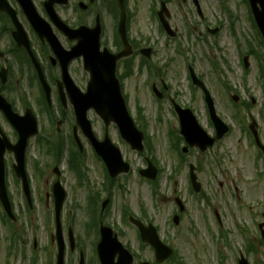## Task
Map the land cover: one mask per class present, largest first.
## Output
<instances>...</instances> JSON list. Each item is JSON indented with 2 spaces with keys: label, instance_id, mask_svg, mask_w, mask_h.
Segmentation results:
<instances>
[{
  "label": "rangeland",
  "instance_id": "374dc122",
  "mask_svg": "<svg viewBox=\"0 0 264 264\" xmlns=\"http://www.w3.org/2000/svg\"><path fill=\"white\" fill-rule=\"evenodd\" d=\"M32 1L35 7H42L45 0ZM135 1L129 0V6L133 7L132 2ZM201 1L205 7L218 10L222 5L217 0ZM8 2L12 7H18L12 0ZM99 3L101 8L107 7L102 5L104 0H99ZM149 5L148 0L139 1L138 16L132 20L130 33L135 36L138 32L143 37L145 46L154 49V55L147 60L151 72L135 71L130 79L123 81L122 92L127 98V107L133 120L139 121L137 124L142 126V131L148 138L147 143L152 149V154H149L147 148L140 154L132 151L111 125L108 129L109 137L120 150L123 160L129 164L130 172L128 175H120L110 183L105 179L102 163L96 159L90 146L79 134L84 149L79 157L78 168L82 178L81 181L78 180L70 170L71 164L66 163L67 152H75L69 145V127L74 124L71 108L68 106L65 111H60L59 103L54 97L52 107L56 123L62 120L63 112L67 115V122L61 123L57 133L59 138L64 140L67 149L57 163V160L46 152V148H39L35 140L28 142L25 168L31 206L27 205L20 181L12 171L13 155H4L6 187L15 220L10 222V227L6 226L3 222L5 215L0 206V264H30L33 259L36 264H55L56 245L51 242L54 235L51 196V187L56 181L52 172L54 167L59 169L60 184L66 193L61 212L63 239L66 245L65 264L78 262V251L69 252L67 248L68 227L71 228L77 246L84 254L85 263L99 264L95 253L99 242V222L109 227L117 235L118 241L129 248L134 257L133 264L143 261L153 264V251L142 245L136 229L128 222L129 216L141 217L145 219L144 222H151L163 243L175 250V259L165 264H237L239 253L245 256L249 264H264V243L261 244L257 230V225L264 222V163L254 161L256 154L249 139L239 135L237 123L231 119L234 104L226 99L220 90L210 59L218 64L219 76L223 82L228 83L245 101L249 96L254 99V106L247 111H241L239 115L244 122L248 115L258 119L261 139L264 141V85L258 76L259 61H250L248 69L243 70L242 64L238 63L233 42L224 35L215 40L221 52L214 50L212 39H209L208 43L200 44L193 39H181L178 43L167 44L158 33L156 24L148 20ZM225 5L247 7L239 0H227ZM68 7L64 11L61 8L56 10L68 24L73 25L75 20L83 18V15L75 13L74 0L70 1ZM214 8L213 14L218 13ZM105 23L104 40L108 43L112 41L113 23L107 16ZM238 32L244 38L249 37L247 25L239 26ZM250 41L252 43V39ZM239 42L242 44L243 40L240 39ZM256 47L259 55L263 56L264 47ZM9 48L10 38L4 36L0 41V53L6 55L5 51ZM178 48L183 52L184 48H187L188 56L178 55ZM36 49L39 50L37 44ZM6 63L12 70V75H15L10 85L14 84L16 79L21 80L18 93H21L22 97L25 95L26 102L37 114L41 129L38 136L43 135L44 138L55 141L54 127L48 117L40 111L38 89L30 88L26 79L18 75V72L27 66L24 65L20 69L8 56L0 57V68L5 67ZM188 63L196 74L208 83L209 88L213 89L217 112L223 121L232 125L233 133L203 154L195 153L194 150L190 151L192 153L188 152L183 155L184 162L179 163L169 148L168 133H178V121L167 96L182 106L194 107L196 116L204 128H208L209 123L200 95L192 100L185 71ZM261 63L264 64L263 61ZM71 69L77 87L84 91L88 79L80 61L73 63ZM160 80L164 81L168 91L161 100H157L151 92V85L155 84L159 89ZM9 87V84L3 85L4 97L14 102L21 101V98L16 97V93H7ZM138 116L141 117L140 120ZM88 118L95 134L101 138L104 130L101 120L92 111L88 113ZM146 159L159 168L160 172L155 181H146L138 175L139 170L146 168ZM189 163L197 168V181L201 187L199 193H194L189 184ZM110 184L111 187L108 188ZM90 197H94L95 205L90 204ZM108 197L109 203L101 212V203ZM175 199H179L185 207L182 214L178 212ZM174 215L180 217L178 225L172 222ZM11 231L15 232L17 238L10 240ZM9 245L13 247L10 252L7 250Z\"/></svg>",
  "mask_w": 264,
  "mask_h": 264
},
{
  "label": "flooded vegetation",
  "instance_id": "af4514ba",
  "mask_svg": "<svg viewBox=\"0 0 264 264\" xmlns=\"http://www.w3.org/2000/svg\"><path fill=\"white\" fill-rule=\"evenodd\" d=\"M71 1V0H70ZM140 0H136L135 2H132L133 7L129 6V0H124V6H125V11H126V28H125V33H126V39L128 44L132 47V50L135 54L140 55L141 51L143 50L145 46V41L142 40L141 34L138 32L135 33V36L131 35V25H132V20L138 16V11H139V4ZM150 5L147 8L148 11V20L153 21L156 24V27L158 28V33L162 36L164 39V42L168 43H178L181 39H193V40H204L207 39L208 37H215L216 35H224V37H227L230 42H234L236 45H234V51L236 52V56L238 58V63L243 64L244 58H247L248 62L252 61L255 59V57L258 56V49L257 45L260 47V42H261V37L258 35L257 31L254 29L252 30L251 26V20L250 17H252L250 7H226L225 3L227 0H217L220 2L222 5L218 9H215L214 7H205V5L202 3L201 0H148ZM239 1H244V0H239ZM76 4L77 9L80 14L83 15V18H80L79 20H75V23L73 25H69L71 28H77L79 26H87L88 28H93L96 24V19L99 17L100 25H101V39H100V45L101 48H107L110 52L117 54L121 52L123 49L122 43L118 37V20H119V9L117 5L116 0H104V3L102 5H106L107 7H103V9L100 8L99 6V0H74V5ZM17 14V18L22 25L23 29L25 30L29 44H30V49L36 56V59L40 63V67L43 71L44 78L47 82V84L51 88V94L52 97L59 102V97H58V88H62V91H66V86L60 82V67L58 62L55 60V58L52 55V52L46 42H41L39 38L36 36L34 31L31 29V27L28 25L23 12L20 7H12ZM39 15L41 16L42 19H44L46 22L49 23V18L44 10V7H35ZM213 8L218 12L216 14H213ZM56 9H60L59 7H56ZM63 10V9H61ZM64 11V10H63ZM74 12V11H73ZM63 14V13H62ZM117 14V23H115V15ZM105 16L109 17L112 20V26H111V33H112V41L108 43L105 42L104 37L106 34V23H105ZM66 21V20H65ZM67 23V21H66ZM247 25V29L249 32V37L252 39V44H249L247 42L246 38L240 32H238L239 26L241 25ZM253 25V24H252ZM52 30L54 34L58 37L61 45L65 49H70L72 46H74V42H70L66 37H64L62 34L59 33V31L54 28L53 26ZM254 28V27H253ZM13 30V26L10 22V19L8 17L0 16V35L1 38L4 37L6 34L11 37V32ZM118 39V40H117ZM243 40V44H240L239 40ZM12 39H10L11 41ZM245 42L247 44H245ZM255 42H257L256 46L253 45ZM13 43V42H12ZM36 44L39 47V50L36 49ZM12 48L8 49L5 51L6 55L15 56V58H18L19 62H22L23 64L20 66V69L24 65L27 66L26 69H23L18 72V75L21 78L26 79V84L30 88L36 87L38 90H41V85L37 77V73L32 66L28 54L26 50L22 47H18L15 43H13ZM151 48V47H150ZM16 49V51H15ZM154 50V49H153ZM152 50V52H154ZM1 54V53H0ZM257 55V56H256ZM3 57L4 54H1ZM77 61H73L69 64L68 71L69 74L72 78L73 71L71 69L72 64ZM264 62V58H263ZM121 67L125 68L126 73L130 72L131 69V64H125ZM129 68V69H128ZM28 70V71H27ZM128 70V71H127ZM15 75L8 76L7 75V80L6 84H9V87L7 89V93H16L17 98H21L22 95L21 93L19 94L18 91H20V79H16L14 84H11V79ZM198 78L205 84V87L209 93L213 92V89L211 90L209 88V85L202 77ZM74 81V79L72 78ZM74 83L77 85V83L74 81ZM5 84V85H6ZM4 85V86H5ZM193 90L195 93H198L201 95V98L203 99V106L204 104V97L202 91L193 86ZM227 96L229 95V92L233 93L234 96L237 98V105L238 107L234 109L233 113L234 115L232 116V119L236 121L237 126H239L240 130L242 131L244 135H246L250 141V144L257 148L255 145V141L248 132V126L250 122L252 121L251 116H248L245 120V122L242 120L240 115H235L238 112H244L247 107V103L250 104V107L254 106L255 101L252 97L249 96L247 101L244 99H240L239 95H237L234 91H231L230 89L226 88L225 89ZM4 91H3V86L0 87V94L4 97ZM224 94V93H223ZM16 98V99H17ZM6 102L10 105L11 110L13 113L18 114L19 116H24L26 111L28 109L32 110L34 115L37 116L35 113L34 109L30 106L28 102H26V97L25 95L23 96V100L21 98V101H12L8 98H5ZM45 105V107L43 106ZM39 106H40V111L45 114L48 119L51 118L50 115H53V107L52 105L46 104V102L42 103L39 101ZM70 107L68 100L66 101V106L63 107V111L67 109V107ZM60 107V106H59ZM71 108V107H70ZM190 109L195 113V110L193 107H190ZM47 110V111H46ZM61 111V110H60ZM207 112V110H206ZM72 114V110H71ZM62 120L57 121V125L61 126V123L64 122L66 123V117L67 115H64V112L62 113ZM38 119V118H37ZM72 119L74 121V117L72 114ZM199 121V120H198ZM257 121V131L258 135L260 138V141L262 145L264 146V141L261 139V127L260 124ZM38 125H39V120H37ZM208 128L205 127L206 132L208 135L214 137L216 136L215 134V129L208 120ZM74 124L71 125L70 128V137L73 140V135L72 132H76V128L74 127ZM0 129L2 133L9 139L11 143H14L17 140V133L14 130V128L10 125L6 117L4 116L3 112H0ZM39 131H41L39 127ZM232 131L230 130L229 133ZM79 133V132H78ZM1 133H0V138H1ZM229 137V134L226 135L224 138H221L220 141H216L215 145H217L219 142L223 141L225 138ZM101 139V138H100ZM87 142V141H86ZM88 144V142H87ZM258 149V148H257ZM260 152L257 150L256 158L259 161H264L262 158V154L260 156Z\"/></svg>",
  "mask_w": 264,
  "mask_h": 264
},
{
  "label": "water",
  "instance_id": "95a60500",
  "mask_svg": "<svg viewBox=\"0 0 264 264\" xmlns=\"http://www.w3.org/2000/svg\"><path fill=\"white\" fill-rule=\"evenodd\" d=\"M18 1L21 7L24 8L25 14L33 28L39 32L41 37H45V39H47L54 54L59 60L62 69V80L65 82L66 91L74 109L77 125L81 128L84 135L91 141L96 154L104 160L112 177L120 173H127V164L122 162L119 151L111 145L109 140L105 139L103 143H98L95 141L90 129V124L86 119V112L89 109H93L96 114L102 118L105 126H108L110 122H113L118 127L121 137L130 145L132 149H141L140 143L142 136L135 130L131 119L128 117L124 102L120 95L118 82L114 76L116 60H118L120 57L128 56L129 51H125L117 57H111L107 53L100 54L98 52V28L96 27L93 34L86 32L83 28L73 32L68 30V28L64 26L62 22H60V20L56 17L51 8L54 3H57V1L64 3L65 0H48V2L45 3V7H47V12L51 18V21L60 31L66 34L70 40L75 39L78 42L77 45L71 49V51L65 52L62 48H60V46H58V43L51 35L48 28L44 27V23L34 12L30 0ZM249 1L253 9L254 18L264 37V0ZM8 7L9 6L6 4L5 0H0V11L10 14L13 22H15L14 14ZM257 7H259V9ZM123 23L124 22L122 20L121 27ZM15 24L18 26L16 22ZM18 29L19 32L15 33L14 37L19 42L21 37H23V34L20 28ZM79 57L83 58L84 68L90 75L88 87L86 93L84 94L80 93L72 85L67 73L68 63ZM36 67L38 66L36 65ZM42 83L46 97L49 100V89L43 81ZM0 110L4 112L10 123L19 133V141L16 146L10 147L7 143L0 142V199L3 202L4 199H6L3 164V154L5 152V148L14 152L16 160V166H14V170L16 175L22 179L24 191L27 193L28 185L24 173V148L27 139L30 136L36 134V125L34 118L30 114L22 119L16 118L10 112L9 107L1 98ZM179 116L181 118V132L188 142H190L191 146L196 144L203 152L205 151L206 147L212 145V140H207L203 136L196 137L195 121L189 113L186 111H180ZM144 173L146 177L154 179L155 175L153 170L149 169L148 171L143 172V175ZM194 182L195 177L192 176V186L195 191H198L199 186L195 185ZM53 194L55 200L56 238L58 244V257L56 264H63L64 246L61 240L59 214L64 202L65 194L58 183H56L53 187ZM106 204L107 202L103 204V208ZM175 223H177V219H175ZM134 224L140 231L142 241L149 244L155 251V260L157 263H163L172 255V250L164 246L159 241L156 231L152 226H149L147 229H145L140 225V223L136 221ZM69 241L71 249H73V240L70 231ZM96 250L100 264H132L133 259L131 255L123 249L122 245L118 242L116 235L113 234L109 228L103 227L102 225H100V242L98 243ZM79 264H83L82 256ZM240 264L246 263L245 261H241Z\"/></svg>",
  "mask_w": 264,
  "mask_h": 264
}]
</instances>
